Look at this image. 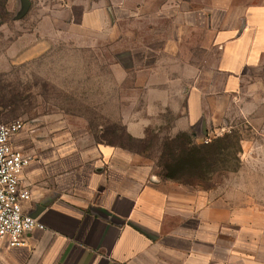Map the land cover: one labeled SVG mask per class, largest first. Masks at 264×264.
I'll use <instances>...</instances> for the list:
<instances>
[{
	"label": "rangeland",
	"instance_id": "1",
	"mask_svg": "<svg viewBox=\"0 0 264 264\" xmlns=\"http://www.w3.org/2000/svg\"><path fill=\"white\" fill-rule=\"evenodd\" d=\"M112 1L28 0L25 10L22 0H0V123L25 122L17 141L26 154L38 143L56 145L75 170L86 171L98 147L110 144L133 154L140 174L163 180L160 147L185 115L186 93L175 82L192 80L196 68L203 80L215 74L203 48L208 40L182 29L176 14L151 22ZM100 9L106 24H84ZM152 43L164 49L154 52ZM221 89L219 125L210 134L201 122L193 129L197 145L208 137L222 147L203 176L210 187L196 189L242 193L264 206V83L235 99Z\"/></svg>",
	"mask_w": 264,
	"mask_h": 264
},
{
	"label": "crops",
	"instance_id": "2",
	"mask_svg": "<svg viewBox=\"0 0 264 264\" xmlns=\"http://www.w3.org/2000/svg\"><path fill=\"white\" fill-rule=\"evenodd\" d=\"M137 1L143 11L134 10ZM112 4L119 9L128 5L129 16L151 22H168L176 14L182 29L208 40L203 48L212 56L215 74L203 80L196 68L192 80L182 76L175 82L186 93L185 115L175 134L195 136L199 122L202 132L215 130L218 85L235 99L245 88L264 83V0ZM90 13L84 24L91 28L108 22L104 10ZM55 146L46 150L49 146L36 144L19 176L31 193L22 210L35 214L45 229H35L15 247L0 239V264H264V206L245 194L232 197L161 180L144 170L140 174L135 156L110 144L98 147L99 158L86 171L75 170Z\"/></svg>",
	"mask_w": 264,
	"mask_h": 264
},
{
	"label": "built area",
	"instance_id": "3",
	"mask_svg": "<svg viewBox=\"0 0 264 264\" xmlns=\"http://www.w3.org/2000/svg\"><path fill=\"white\" fill-rule=\"evenodd\" d=\"M25 122L18 119L0 123V239L9 247L24 244V236L45 226L22 210V203L30 200V190L20 184V173L33 157L20 150L15 143L24 130ZM205 137L204 142L209 141Z\"/></svg>",
	"mask_w": 264,
	"mask_h": 264
},
{
	"label": "trees",
	"instance_id": "4",
	"mask_svg": "<svg viewBox=\"0 0 264 264\" xmlns=\"http://www.w3.org/2000/svg\"><path fill=\"white\" fill-rule=\"evenodd\" d=\"M192 138V134L188 132H178L174 137L162 142L157 161L160 176L163 180L183 185L194 187L205 185L209 188L203 176L212 172L213 156L222 147L217 145L219 140L211 139L197 145ZM227 138L228 136L224 135L223 139Z\"/></svg>",
	"mask_w": 264,
	"mask_h": 264
},
{
	"label": "water",
	"instance_id": "5",
	"mask_svg": "<svg viewBox=\"0 0 264 264\" xmlns=\"http://www.w3.org/2000/svg\"><path fill=\"white\" fill-rule=\"evenodd\" d=\"M23 4H24V7H25V10L27 9V7L29 6V2L28 0H22ZM32 217H35V214L33 213H29Z\"/></svg>",
	"mask_w": 264,
	"mask_h": 264
}]
</instances>
